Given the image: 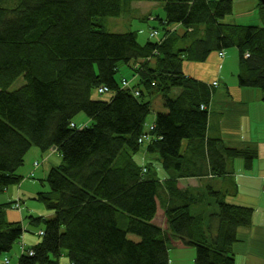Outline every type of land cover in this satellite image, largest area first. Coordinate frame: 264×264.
<instances>
[{
    "label": "trees",
    "instance_id": "1",
    "mask_svg": "<svg viewBox=\"0 0 264 264\" xmlns=\"http://www.w3.org/2000/svg\"><path fill=\"white\" fill-rule=\"evenodd\" d=\"M245 1L255 0H237V6ZM256 1L237 14L258 7L262 26L224 22L234 13L233 0H0V194L22 183L19 172L32 148H57L62 156L61 166L41 180L49 189L43 185L32 199L0 204V264H13L17 245L18 264H60L63 257L69 264H169L168 236L153 224L163 193L170 202L163 203L164 218L171 215L173 236L195 248V264H236L234 249L243 243L238 230L252 227L259 196L228 199L238 194L236 182L228 191L177 184L228 176L233 159L252 170L258 154L207 136L210 111L201 106L210 105L217 86L189 77L184 64L215 53L224 59L236 49L239 87L264 95V6ZM145 2L164 4V18L143 19L157 20L162 32L154 28L142 44L137 32L106 30V18ZM122 64L132 78L119 82ZM20 78L25 83L15 87ZM106 95L111 99L94 98ZM154 95L166 112L146 125ZM81 113L90 122L72 128ZM153 125L160 141L146 150L157 158L145 167L168 173L162 183L143 177L134 159L144 146L139 137ZM184 140L191 145L185 156ZM48 153L36 161L38 170ZM26 201L52 216L27 215ZM204 204L206 224L204 216L190 213ZM17 211L28 226H40L31 233L40 237L31 247L22 241L28 226L12 217Z\"/></svg>",
    "mask_w": 264,
    "mask_h": 264
},
{
    "label": "crops",
    "instance_id": "2",
    "mask_svg": "<svg viewBox=\"0 0 264 264\" xmlns=\"http://www.w3.org/2000/svg\"><path fill=\"white\" fill-rule=\"evenodd\" d=\"M241 16L246 17L247 15ZM229 54L235 58V54ZM226 56L224 55V59H221L219 54L215 53L209 57L207 66L211 72H207L204 65L197 63L191 65V67L198 68L195 72L196 75H198V78L200 77V81L210 84L218 82L217 87H213L214 92L209 105L210 115L207 136L209 138L213 136L221 139L226 147L230 144L231 148H252L258 154V157L254 160L252 170L245 169L244 161L242 159L228 160V170L232 173L228 174V176L214 178V181L225 191L233 188V182L237 183L238 194L236 196H227L228 199L233 200L241 195L255 196V194H257L259 196V200L256 202L257 209L253 215L252 227H250V229L238 230L239 233L242 234L243 243L236 246L238 250L234 249V251L236 264H264V96L263 93L259 91H245L239 86H229L227 89L230 92L234 90L237 97H230L222 94V97L226 98L222 101L216 97V92L220 89V78L221 75H223V64L226 60ZM185 73L189 77L194 76L193 72L187 73L185 71ZM239 90L242 92L240 93V96ZM231 99L237 100L236 106L238 110H227L223 105L229 104V102L232 101ZM241 108L242 110H240ZM148 155L149 159L157 158V155H152L151 153ZM52 157L53 155H50L45 159L43 165L39 170L37 169L35 171L33 177H30V172L33 171L34 166L32 169L23 168L20 170L19 174L24 177L22 183L8 188L4 192V196L0 197V204H7L18 199L29 200L34 198L38 192H41V186H39L37 182L32 181V179L40 176L41 180H45L50 169H44L43 167L46 164H50ZM160 176L163 178V173ZM203 179L204 178H198V181L194 178L179 179L177 186L181 190L196 188L197 186L204 185L202 181ZM240 199L241 198H237L234 200L236 203H240ZM25 206L27 209V215L44 216L50 214L36 204L32 206L27 203ZM200 210H203V207L198 205L192 207V211L194 212H199ZM12 217L14 219L18 217L24 225L28 226L24 219L25 216L21 211L15 212L12 214ZM26 229L28 234L26 233L24 235L22 241L26 247H31L38 243V240L31 236V233H36L37 230L32 229L31 226L26 227ZM171 250L170 260L175 262L176 256L173 258L171 254L176 252L177 248H172ZM11 256L14 258V264H18L19 257L21 256V245L15 247ZM192 258L194 260V257ZM64 263L69 264V260L65 258L63 264Z\"/></svg>",
    "mask_w": 264,
    "mask_h": 264
},
{
    "label": "rangeland",
    "instance_id": "3",
    "mask_svg": "<svg viewBox=\"0 0 264 264\" xmlns=\"http://www.w3.org/2000/svg\"><path fill=\"white\" fill-rule=\"evenodd\" d=\"M235 3V8H234V13L232 16L227 17L224 22L226 23H242L244 25H250V26H255V25H260L262 26V22L260 19V10L258 9V7H256V12L253 11L250 14H248L246 17H242L240 16V14H237L238 11L240 12H246L250 9L254 8V5H257L258 2L255 1H249L245 3H241L239 4V6H237V0H233ZM257 14V15H256ZM147 15H152L153 18H164L165 17V13H164V4L163 3H155V4H151V3H141L139 5H131V7L127 6L124 8V11L122 13V16L119 18H106L104 20V24H105V28L107 31L109 32H113V33H127V32H137L138 37H139V41L140 43L144 44L146 43L149 39H150V34L152 32V30L154 28H157L160 32H162V28L159 26V22L157 20H153L152 22H144L143 19L147 16ZM235 16V17H234ZM152 27V28H150ZM155 41V40H154ZM234 50V54H235V58L226 53V60L223 64V75H221L220 78V89L219 91L216 92V97L218 99H220L221 101L226 99L222 97V94H225V96H230V97H237L236 93L233 91H229L227 88L229 86L232 87H238L239 86V81H238V76H239V59H237V52L236 49H231ZM230 51V50H229ZM228 51V52H229ZM207 62L208 60L204 61V62H196L197 64L200 65H204V68L207 72H211V70L208 68L207 66ZM193 61H188L185 63V71L187 73L189 72H193V77L197 80H200V77L198 78V75H196V72L198 70V68H192L191 65L196 64ZM117 80L119 82H121V80L123 79V77L126 78H132V71L129 67H127L126 65L122 64L120 65V70L117 74ZM25 81L23 78H20L19 81L16 83L15 87L24 84ZM250 91V90H249ZM230 92V93H229ZM241 90H239V96H240ZM264 96V95H263ZM111 95H106L104 98L102 97H98V96H94V98L96 99H104V100H109L111 99ZM148 99V98H147ZM232 101L229 102V104H223L225 106V108L227 110H232V109H237L236 106V99H231ZM150 101L152 102L151 104V108H150V114L146 120V125L152 124L154 122L155 117L157 116L158 113H163L165 112V108L163 105V99L160 95H154L152 97V99H150ZM242 110V108L240 109ZM75 122L77 123L78 127H82L83 126V122L89 123L90 119L89 117H87L85 114H80L78 115V117L75 119ZM215 137H211V139H214ZM147 145L144 144L142 151L137 154L135 156V162L139 167H145L150 161L149 160V155L147 153L146 150ZM228 148H231V145L228 144L227 146ZM188 152V141L184 140L182 147H181V154L182 155H187ZM49 153H43L40 149H38L37 147H34L30 150V152L28 153V155L26 156L25 159V165L22 168H29L32 169L34 166V163L36 161H42L45 158V155H48ZM152 155H157V154H152ZM53 158L52 157L50 164H46L43 168L44 169H51L53 167ZM153 170L156 171V167H153ZM33 172V171H32ZM30 172V173H32ZM32 181H35L38 183V185L40 186H45L44 189H49V186L47 185V183H42L41 184V177L37 176L36 178H33ZM203 183L209 186H213L215 187V189H217V187H219L220 185L217 184V182H215L212 179H204ZM4 196V193L0 194V197ZM27 203H34L37 206L41 205L38 202H33V201H26ZM203 210L204 208L206 209L207 206L204 204L203 206ZM193 215H195V212L193 213ZM158 217L159 219H161V222L163 224V214L158 213ZM209 216L208 213L205 215V224L206 222H209ZM164 227V225H163ZM33 236V235H31ZM34 237V236H33ZM37 238V237H35ZM40 237H38L37 239H39ZM177 246V244L172 245ZM15 248V247H14ZM14 250V249H13ZM10 254V253H9ZM8 255V254H7ZM172 257L174 258L176 256V261L173 264H195V261L193 260L192 257H195V248H189V249H177L176 252L171 254ZM9 256V255H8ZM64 257L59 260L60 264H63L64 261ZM15 262L13 261V264ZM7 264V261H6ZM66 264V263H64Z\"/></svg>",
    "mask_w": 264,
    "mask_h": 264
},
{
    "label": "bare ground",
    "instance_id": "4",
    "mask_svg": "<svg viewBox=\"0 0 264 264\" xmlns=\"http://www.w3.org/2000/svg\"><path fill=\"white\" fill-rule=\"evenodd\" d=\"M176 26L181 27V24H180V25H176ZM174 28H175V26L171 28L172 31L174 30ZM187 43H190V40H188ZM247 57H248V55H247ZM92 91H95V92H97V93H99V94H102V92H101L99 86H98V87H97V86H94V87L92 88ZM176 92H178V91H176ZM164 108H165V107H164ZM201 110H203V111H209V106L206 105V104H203V105L201 106ZM165 112H166V109H165ZM165 112H163V113H165ZM81 114H82V113H81ZM79 115H80V114H79ZM83 123H85V125L88 124V123H86V122H83ZM75 125H77V123H76V122H73V123L71 124V127L73 128ZM77 126H78V125H77ZM155 130H156L155 125H153L150 129H146V130L141 134V136L139 137L138 142H139L140 144L144 143V144H146L147 146L159 142V141H160V140H159L160 137H158V135L155 134ZM187 141H188V140H187ZM183 142H184V141H182V144H183ZM190 148H191V145H190V142L188 141V150H189ZM38 149H39V148H38ZM48 152H51V153L53 154V157H55V158H53V167H52V168L61 166V164H62V156H61L60 151H59L57 148H52V149H50ZM148 153H149V151H148ZM140 174H141L143 177L145 176V178H149V177H156V178H159L160 181H161V183H162V182H165L167 179L170 178V176H169L168 173H165L164 177L162 178V177L160 176L161 174L155 173L153 170H151V169H149V168H146V167H143V168L140 169ZM209 178H211L212 180H214L215 175L212 176V175L210 174V175H209ZM167 194H168V193H167ZM168 196H169V195H168ZM162 198H163L164 201H162V200H160L159 198H157V205H158V206H157V215H156V218H155L154 221H153V224L156 225V226H158V227H160L163 231L166 232V234H167V236H168V239H169V243H168V245H169V247H170L171 249H172V248H177V249H182V250H184V249L193 248L192 246L187 245V243H188L187 241L184 242L183 239L175 238V237L173 236V234H172V232H171V230H173V229H172L171 224H170V223H171V222H170V221H171V215H170V216H167V215H166V217L163 219V224H162L161 219H159V217H158V213H161V214H163V216H164L165 213H164L163 203L166 202V204H167L168 206L170 205V202H168V200H167V196H166L165 193L162 194ZM169 200H171V198H170ZM190 213H191L192 215H193V213H194V211H192V208H190ZM195 214H201L202 216L205 217V215L207 214V211H205V210H200L199 212H195ZM51 216H52V213H50L49 215L40 216L39 218H49V217H51ZM36 219H37V218H36ZM216 224H217V223H212V225H213V229L216 230V231H218V225H216ZM163 225H164V227H163ZM31 226H32L33 229H37V228L40 227V226L35 225L34 223H33ZM131 236H133V235H131ZM175 244H177V246H174V247H173L172 245H175ZM173 263H174V261L169 260V264H173Z\"/></svg>",
    "mask_w": 264,
    "mask_h": 264
},
{
    "label": "clouds",
    "instance_id": "5",
    "mask_svg": "<svg viewBox=\"0 0 264 264\" xmlns=\"http://www.w3.org/2000/svg\"><path fill=\"white\" fill-rule=\"evenodd\" d=\"M39 166H40V164L37 163V162H35V163H34V169H33V170L36 171V170L38 169Z\"/></svg>",
    "mask_w": 264,
    "mask_h": 264
},
{
    "label": "built area",
    "instance_id": "6",
    "mask_svg": "<svg viewBox=\"0 0 264 264\" xmlns=\"http://www.w3.org/2000/svg\"><path fill=\"white\" fill-rule=\"evenodd\" d=\"M221 57H223V53L221 54ZM214 85L217 86L218 84L215 82ZM7 264H8V261H7Z\"/></svg>",
    "mask_w": 264,
    "mask_h": 264
},
{
    "label": "water",
    "instance_id": "7",
    "mask_svg": "<svg viewBox=\"0 0 264 264\" xmlns=\"http://www.w3.org/2000/svg\"><path fill=\"white\" fill-rule=\"evenodd\" d=\"M260 2L262 3V5L264 6V0H260Z\"/></svg>",
    "mask_w": 264,
    "mask_h": 264
}]
</instances>
